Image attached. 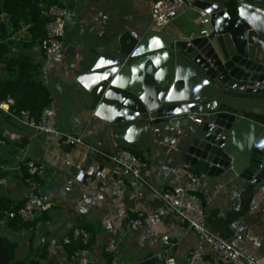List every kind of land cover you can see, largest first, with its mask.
Here are the masks:
<instances>
[{
	"label": "crops",
	"instance_id": "0c3cea01",
	"mask_svg": "<svg viewBox=\"0 0 264 264\" xmlns=\"http://www.w3.org/2000/svg\"><path fill=\"white\" fill-rule=\"evenodd\" d=\"M151 4L152 0H66L69 16L63 51L48 65V91L57 107L58 128L82 138L84 146H66L0 113V170L6 174L0 180L3 194L13 203L26 201L29 185L24 164L34 161L47 170L40 194L49 209L34 233L36 246L48 244L49 258L42 264H71L63 257L62 239L73 229L94 235L87 253L97 260L105 258L106 246L114 245L117 256L129 264H158L165 255L185 263L200 246L196 234L179 222L165 199L132 177L123 176L111 157L117 147L128 146L114 140L109 128L93 117L90 97L77 83V78L89 72L94 60L114 48L125 32L145 35L155 29ZM196 18L195 12L187 11L163 31L176 37L197 35L201 28ZM27 54L33 63H43L39 45ZM0 75L7 77L6 73ZM181 124L156 126L147 148L128 150L148 163L147 182L163 192L189 186L190 169L182 166L173 170L181 148L175 128ZM200 173L204 181L200 196L209 230L264 264V183L253 185L228 176L212 180ZM139 213L144 214V227L127 233L126 222ZM0 232L16 239L22 247L19 251L28 252L27 232L17 234L1 226ZM239 235H244L241 240ZM164 237H169L170 246L163 245Z\"/></svg>",
	"mask_w": 264,
	"mask_h": 264
},
{
	"label": "water",
	"instance_id": "95a60500",
	"mask_svg": "<svg viewBox=\"0 0 264 264\" xmlns=\"http://www.w3.org/2000/svg\"><path fill=\"white\" fill-rule=\"evenodd\" d=\"M192 1L210 17L207 36L125 32L77 83L90 97L89 112L114 140L145 149L154 127L181 122L173 170L186 166L208 179L228 176L260 185L264 124L254 118H264V0ZM2 20L10 31L9 16ZM101 59L111 63L98 68ZM105 74L108 79L95 84L89 79Z\"/></svg>",
	"mask_w": 264,
	"mask_h": 264
},
{
	"label": "built area",
	"instance_id": "2783aa9c",
	"mask_svg": "<svg viewBox=\"0 0 264 264\" xmlns=\"http://www.w3.org/2000/svg\"><path fill=\"white\" fill-rule=\"evenodd\" d=\"M56 2L43 12L44 17L48 21L45 28L46 35L40 44L43 56L40 77L42 85L47 89L49 87L48 65L63 51L69 16L66 0H56ZM187 11L196 13V19L201 28L199 35L207 36L209 34L210 17L206 12L196 9L192 0L152 1L151 21L155 29L163 30ZM2 21V16H0V22ZM14 107V100L8 98L6 101L0 102V113L39 135L58 139L66 146L85 145L82 138L60 131L57 125V107L55 104L51 103L46 107L42 111L39 120L34 118L28 111L17 112ZM194 122L199 123V121ZM111 160L120 168L123 176L132 177L141 184L146 185L154 195L165 199L175 210L179 222L194 232L200 241L199 248L193 251L187 262L180 263L174 257L165 255L160 257L158 264H259L235 248L231 243L217 237L209 230L203 199L200 196L204 188V181L201 176L189 173V186L181 185L173 190H165L163 192L147 182L145 173L149 167L148 163L136 157L125 147H117ZM67 165L70 166L71 164L67 163ZM76 168L81 170V166ZM24 169L27 176L26 181L29 185V195L20 209L6 214L5 219L0 221V226L6 228L7 224L15 219H20L25 223L36 222L34 230L27 232L30 236L35 232L37 233V224L43 213L49 209V204L40 194L42 185L47 181L48 175L46 168L34 161L26 162ZM143 227L144 214L139 213L136 219L128 220L124 228L127 233H134ZM243 236L239 235L238 239L241 240ZM90 239L91 234L86 230L73 229L64 235L62 244L70 246L73 243H80L82 246L88 247ZM162 243L166 247L170 246L169 237L162 238ZM103 253L111 256V264H129L117 256V250L114 245L106 246ZM64 258H68L67 255ZM69 259L71 264H106L108 262L106 258L100 260L92 259L89 257L87 249L75 251Z\"/></svg>",
	"mask_w": 264,
	"mask_h": 264
},
{
	"label": "trees",
	"instance_id": "16d2710c",
	"mask_svg": "<svg viewBox=\"0 0 264 264\" xmlns=\"http://www.w3.org/2000/svg\"><path fill=\"white\" fill-rule=\"evenodd\" d=\"M55 3L56 0H0V16H9L12 27L9 31L4 22H0V72L7 74V77L0 75V102L11 98L15 102L14 108L17 112L28 111L37 120L52 100L48 89L39 80L42 64L33 63L27 53L37 45L40 46L44 39L48 20L43 12ZM235 5L233 1L227 6L230 13L234 11ZM23 32L26 33L25 37ZM254 119L264 124V118ZM127 148L132 150V147ZM135 156L141 159L138 155ZM190 171L195 176L201 175L198 170ZM5 176L6 174L0 170V180ZM24 203L25 201L13 203L3 194V187L0 185V221L5 219L7 213L20 209ZM35 227L36 222L25 223L15 219L7 224L6 229L21 234L30 232ZM93 241L94 235H91L88 247ZM88 247L80 243L65 246L63 257L67 255L68 258L65 260L70 263L69 258L75 251L86 250ZM19 248L20 244L15 238L0 235V264H42L48 261V244L36 246L34 234L29 236V250L24 258H18ZM105 258L108 260L106 264H111V256L106 254Z\"/></svg>",
	"mask_w": 264,
	"mask_h": 264
},
{
	"label": "snow or ice",
	"instance_id": "6c2138e0",
	"mask_svg": "<svg viewBox=\"0 0 264 264\" xmlns=\"http://www.w3.org/2000/svg\"><path fill=\"white\" fill-rule=\"evenodd\" d=\"M208 11L210 12V11H211V8H209ZM240 15H241V16H244V15H245L243 9L240 10ZM251 19H255V17H252ZM106 63H107V64H110L111 61H105L104 59H101V60L98 62L97 67L100 68V67L104 66ZM111 71H112V72H115L116 69H115V68H112ZM133 71H135V70H133ZM97 77H99V79L92 81L93 84L97 83V82L100 81V80H107V79H108L107 74H105L104 76H97ZM89 79L91 80V78H89ZM116 79H119V77H117ZM112 83L115 84V80H113ZM84 86L87 88V87H89V84L85 83ZM121 86H122V85H121ZM170 97H171V93H169V98H170ZM125 103H127V101H125ZM117 115H121V113H118Z\"/></svg>",
	"mask_w": 264,
	"mask_h": 264
},
{
	"label": "clouds",
	"instance_id": "9594fccd",
	"mask_svg": "<svg viewBox=\"0 0 264 264\" xmlns=\"http://www.w3.org/2000/svg\"><path fill=\"white\" fill-rule=\"evenodd\" d=\"M257 19H258V17H257ZM159 43H160V42H159L158 40H153V41H152V45H153V46H159ZM157 62H158V61H157ZM97 79H99V77H97V76H96V77H91V82L94 81V80H97ZM87 84H88V83H87ZM116 114H118V113H116ZM96 115H100V113L97 112ZM129 131H131V130H129ZM126 139H130V137H126Z\"/></svg>",
	"mask_w": 264,
	"mask_h": 264
},
{
	"label": "rangeland",
	"instance_id": "374dc122",
	"mask_svg": "<svg viewBox=\"0 0 264 264\" xmlns=\"http://www.w3.org/2000/svg\"><path fill=\"white\" fill-rule=\"evenodd\" d=\"M128 150V148H127ZM0 235H2V233L0 232ZM20 248L22 249L21 245ZM20 250V249H19ZM27 255V253L25 251H18V258H24Z\"/></svg>",
	"mask_w": 264,
	"mask_h": 264
}]
</instances>
